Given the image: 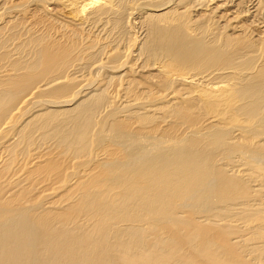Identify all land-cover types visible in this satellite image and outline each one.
I'll use <instances>...</instances> for the list:
<instances>
[{"label":"bare ground","instance_id":"1","mask_svg":"<svg viewBox=\"0 0 264 264\" xmlns=\"http://www.w3.org/2000/svg\"><path fill=\"white\" fill-rule=\"evenodd\" d=\"M263 39L264 0H0V264H264Z\"/></svg>","mask_w":264,"mask_h":264},{"label":"rangeland","instance_id":"2","mask_svg":"<svg viewBox=\"0 0 264 264\" xmlns=\"http://www.w3.org/2000/svg\"><path fill=\"white\" fill-rule=\"evenodd\" d=\"M35 8V7H34ZM34 8H32V9H34ZM40 12V13H39ZM37 14H38V16L40 15V17H38L39 19H43V17L46 15L43 11H38L37 12ZM128 20V17H127V19H126V21ZM128 28V31L129 30H131L130 28H132V27H127ZM135 26H133V28H132V31L134 32H137L138 33V31H139V28H136ZM137 30V31H136ZM132 31H131V33L129 32V33H127L124 29H123V25H122V22L121 21H119V23H118V31H117V35L119 36V40H121L122 42H124L125 44L128 42V37L130 36V35H132L133 33H132ZM93 34L94 33H92V34H90V36L91 37H93ZM130 34V35H129ZM134 35V34H133ZM136 35V34H135ZM251 35V34H250ZM128 36V37H127ZM137 36H138V34H137ZM101 39V38H100ZM124 40V41H123ZM138 41V40H137ZM76 42V41H75ZM101 41H99V43H100ZM260 43V44H259ZM258 43V46H256V49L259 47V48H261V49H263L264 48V39L263 40H261L260 42ZM263 43V44H262ZM76 45V44H75ZM258 48V49H259Z\"/></svg>","mask_w":264,"mask_h":264}]
</instances>
